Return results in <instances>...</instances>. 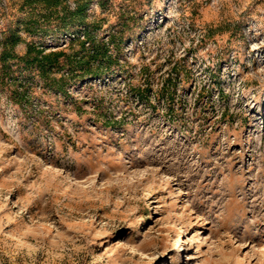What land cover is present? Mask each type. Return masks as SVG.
I'll use <instances>...</instances> for the list:
<instances>
[{
  "label": "rangeland",
  "instance_id": "rangeland-1",
  "mask_svg": "<svg viewBox=\"0 0 264 264\" xmlns=\"http://www.w3.org/2000/svg\"><path fill=\"white\" fill-rule=\"evenodd\" d=\"M100 1L110 73L0 77V264H264V0ZM23 2L18 53L80 48Z\"/></svg>",
  "mask_w": 264,
  "mask_h": 264
},
{
  "label": "trees",
  "instance_id": "trees-1",
  "mask_svg": "<svg viewBox=\"0 0 264 264\" xmlns=\"http://www.w3.org/2000/svg\"><path fill=\"white\" fill-rule=\"evenodd\" d=\"M91 0H78L75 8H71L64 0H24L22 8L27 15L22 19L24 27L29 32L37 30L39 24H50L53 20L60 23V28L66 33H79L84 31L85 38L78 39L80 48L71 53L65 49L49 50L29 43L24 54L18 53L17 45L23 40L19 29L7 26L0 34V77L5 80L14 72V64L19 65L23 70L36 68L39 76L45 84L57 92L67 94V85L70 78H85L89 75L103 77L110 73L112 65L117 58L110 51V44L120 48L121 38L111 34L108 41L94 39L93 33L97 30L96 24L87 22L88 8ZM103 4V1H100ZM41 6V8H39ZM26 7V8H25ZM78 23L84 26L83 29L72 31L70 25ZM87 46V42H91ZM68 67V75L60 77L53 75L63 67ZM163 90H169L164 85Z\"/></svg>",
  "mask_w": 264,
  "mask_h": 264
}]
</instances>
